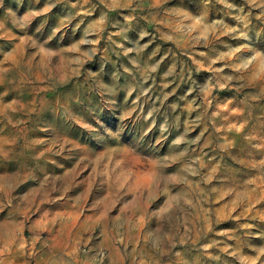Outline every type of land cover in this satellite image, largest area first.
Masks as SVG:
<instances>
[{"label":"rangeland","instance_id":"rangeland-1","mask_svg":"<svg viewBox=\"0 0 264 264\" xmlns=\"http://www.w3.org/2000/svg\"><path fill=\"white\" fill-rule=\"evenodd\" d=\"M0 264H264V0H0Z\"/></svg>","mask_w":264,"mask_h":264}]
</instances>
